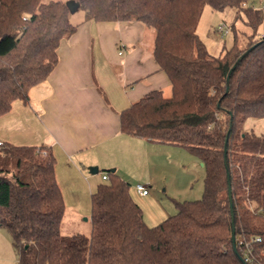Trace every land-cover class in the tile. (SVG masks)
Returning a JSON list of instances; mask_svg holds the SVG:
<instances>
[{
	"label": "trees",
	"instance_id": "16d2710c",
	"mask_svg": "<svg viewBox=\"0 0 264 264\" xmlns=\"http://www.w3.org/2000/svg\"><path fill=\"white\" fill-rule=\"evenodd\" d=\"M74 1L85 20L140 21L154 29V57L171 94L148 92L120 112V127L194 153L206 169L204 192L149 225L130 182L109 169L92 193L91 234L65 235L53 151L3 142L0 227L19 249L17 264H264V135L244 126L251 116L264 117V11L245 6L247 0ZM207 4L243 10L252 28L245 45L235 35L224 53L208 52L197 33ZM72 13L63 0H0V115L16 100L27 102L30 89L52 73L61 42L79 25ZM253 45L228 82L232 65Z\"/></svg>",
	"mask_w": 264,
	"mask_h": 264
},
{
	"label": "crops",
	"instance_id": "0c3cea01",
	"mask_svg": "<svg viewBox=\"0 0 264 264\" xmlns=\"http://www.w3.org/2000/svg\"><path fill=\"white\" fill-rule=\"evenodd\" d=\"M74 23L52 73L30 89L27 102L16 100L0 115V140L51 149L61 189L87 182L93 193L109 169L150 188L159 163L176 148L123 132L120 112L154 89L171 94L154 57L155 31L140 21L85 20V14Z\"/></svg>",
	"mask_w": 264,
	"mask_h": 264
},
{
	"label": "rangeland",
	"instance_id": "374dc122",
	"mask_svg": "<svg viewBox=\"0 0 264 264\" xmlns=\"http://www.w3.org/2000/svg\"><path fill=\"white\" fill-rule=\"evenodd\" d=\"M63 1L69 2L70 0ZM263 3L264 0H247L245 6L258 8ZM72 14V21L75 22L83 16L84 11L77 9ZM246 21L247 16L240 8L218 9L207 4L201 14L197 33L205 43L208 52L218 56L235 44V35L241 45L246 44L247 35L252 33V28ZM222 23L230 26L229 32L225 34L218 32L217 28ZM262 31L264 32V24L258 28V32ZM244 126L248 131L264 135V117L251 116L246 119ZM174 148L176 149H170L169 155L162 159L155 170L157 181L155 185L150 186L148 195L138 194L134 180L130 182L131 194L142 207L145 221L149 225H156L177 213V202L200 199L203 196L206 169L202 161L182 146L174 145ZM43 152L45 153V150ZM137 177L142 178L143 174H137ZM62 191L66 212L62 220L61 232L65 235L78 232L90 235L92 231V193L89 184L83 182L75 186L66 183ZM18 259L19 249L13 244L9 230L0 227V264H17Z\"/></svg>",
	"mask_w": 264,
	"mask_h": 264
},
{
	"label": "water",
	"instance_id": "95a60500",
	"mask_svg": "<svg viewBox=\"0 0 264 264\" xmlns=\"http://www.w3.org/2000/svg\"><path fill=\"white\" fill-rule=\"evenodd\" d=\"M68 6L70 7L72 12H75L77 9H79V4L77 2H75L74 0H70L68 2ZM255 47V45L249 47L246 51H244L239 58L235 61V63L232 65V67L229 70L228 76H227V81L229 82L231 74L233 73V71L235 70V68L237 67V65L239 64V62L249 53V51H251L253 48ZM231 127V126H230ZM229 134V132H228ZM227 143H228V137L226 139V143H225V152H227ZM202 165H204V163L202 162ZM90 171L91 172H97L98 168L96 166H91L90 167ZM229 198H230V204H231V214H232V221H233V225H234V207H233V196H232V191H231V183L229 182ZM233 233H234V241L236 239V234H235V227L233 226Z\"/></svg>",
	"mask_w": 264,
	"mask_h": 264
},
{
	"label": "built area",
	"instance_id": "2783aa9c",
	"mask_svg": "<svg viewBox=\"0 0 264 264\" xmlns=\"http://www.w3.org/2000/svg\"><path fill=\"white\" fill-rule=\"evenodd\" d=\"M245 4H246V3H245ZM258 8L264 11V3L262 4L261 7H258ZM230 29H231L230 26L227 25L226 23H222V24H220V25L218 26V28H217L218 32L221 33V34H225V33L229 32ZM0 144H3V141H2V140H0ZM108 178H109V177H108V174L105 173V174L103 175V179H108ZM135 187H136L137 192H138L140 195H148L149 192H150V188H149L146 184H143V183H136V184H135ZM256 239H258V238H256ZM249 246H250V245H249L248 243H246V247H247L248 250H250V247H249Z\"/></svg>",
	"mask_w": 264,
	"mask_h": 264
}]
</instances>
